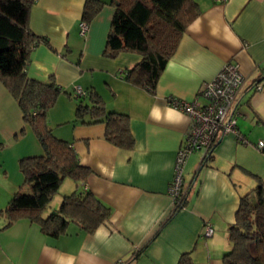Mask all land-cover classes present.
<instances>
[{"label": "crops", "instance_id": "crops-1", "mask_svg": "<svg viewBox=\"0 0 264 264\" xmlns=\"http://www.w3.org/2000/svg\"><path fill=\"white\" fill-rule=\"evenodd\" d=\"M85 1L33 2L29 27L48 41L31 47L26 75L40 81L53 75L68 91L74 85L93 87L107 109L129 115L134 144L131 149L119 147L104 137L103 122H81L75 115L76 100L61 92L47 111V122L90 172L79 187L64 178L52 204L76 188L88 190L109 207V216L93 232L71 222L59 236L45 234L27 218L4 227L0 216V264H177L184 252L194 264H223L230 246L228 226L240 197L256 184L247 174L257 169L262 173L258 161L264 163V153L255 147L262 139L254 133L259 124L248 128L264 123L259 108L264 101V0H195L199 13L182 33L154 93L124 78L138 54L103 56L114 12L111 0H101L80 33ZM226 62L237 63L244 76L236 100L238 116L249 118L251 109L252 123L238 118L236 123L249 142L232 133L219 135L212 158L203 164L201 151L195 150L183 169L190 185L186 201L173 212L168 185L192 120L168 98L198 97L203 102L199 91ZM255 83L261 88L255 89ZM40 152L16 99L0 80V209L22 184L19 159ZM206 225L213 229L210 236L203 234Z\"/></svg>", "mask_w": 264, "mask_h": 264}, {"label": "trees", "instance_id": "trees-1", "mask_svg": "<svg viewBox=\"0 0 264 264\" xmlns=\"http://www.w3.org/2000/svg\"><path fill=\"white\" fill-rule=\"evenodd\" d=\"M35 0H0V80L16 99L23 121L32 129L41 152L19 159L22 184L0 209L4 227L20 218L39 225L42 232L59 236L75 223L93 232L109 216L110 209L88 190L74 189L62 196L56 209L44 214L64 178L77 187L85 183L90 169L81 164L72 145L56 137L47 122V111L64 92L76 100L75 115L81 122L105 124L104 137L131 149L134 137L126 112L109 110L93 87L73 96L50 75L40 81L26 75L31 47L48 40L29 27V9ZM104 1L86 0L81 21L88 20ZM114 12L106 36L103 56L114 58L122 52L140 56L124 78L154 93L158 77L174 53L187 25L199 13L195 0H111ZM86 117V119H85ZM84 118V119H83ZM212 156L210 155L209 159ZM208 159V160H209ZM28 186L24 192L23 186ZM182 206L173 209L179 210ZM230 246L223 264H264V179L240 197L235 220L228 226ZM177 264H194L189 252Z\"/></svg>", "mask_w": 264, "mask_h": 264}, {"label": "built area", "instance_id": "built-area-1", "mask_svg": "<svg viewBox=\"0 0 264 264\" xmlns=\"http://www.w3.org/2000/svg\"><path fill=\"white\" fill-rule=\"evenodd\" d=\"M87 29L85 21L80 22V33ZM244 82L238 64L226 62L214 75L205 83L199 91L198 97L193 100H185L175 96L168 98V103L174 108L185 113L192 121L190 128L181 143L174 160L173 175L168 185V193L171 196L172 208L183 206L186 201L190 185L185 182L183 176L184 165L189 155L195 151H201L200 163L207 161L214 148L215 141L219 135L232 133L242 143H248V139L238 130L237 117V95ZM255 89L261 85L254 84ZM85 90L80 85H74L72 95L77 97L84 95ZM255 147L264 153V140L260 139ZM213 232L211 225H206L203 230L205 236Z\"/></svg>", "mask_w": 264, "mask_h": 264}, {"label": "rangeland", "instance_id": "rangeland-1", "mask_svg": "<svg viewBox=\"0 0 264 264\" xmlns=\"http://www.w3.org/2000/svg\"><path fill=\"white\" fill-rule=\"evenodd\" d=\"M259 108H261V111L264 112V101H261V105L259 106ZM248 110H249V113H247V115L249 114V118L248 117H243V116H238L237 117L238 120L240 121V123H242V121L243 122H246L247 121V123H250L251 122L250 118L253 115V112H252L251 109H248ZM255 124H259V126H258L259 128L256 127L254 129V133L260 135L261 138L264 139V123H260V122L253 123V124L249 125L248 128L251 129L252 127H255ZM192 154H196V151H193L189 156H191ZM262 159H264V158H262ZM258 163L260 164L259 166H261L260 168H261L262 173H260V170L257 169L259 172L258 171H255V172H253L251 174L250 173L247 174L248 175V178L251 177L254 180V182L256 183L255 185H253L252 190H253V188H255L258 185V181H259L260 178L264 179V163H261L259 161H258ZM65 181H70V180L69 179H65L64 182ZM62 185H63V183H62ZM22 190L24 192H27L28 191V186L27 185H24ZM2 194H3V192L0 191V198L2 197ZM52 203L53 202L51 201V203L48 204V206H47L46 209L53 208V206H56V208H57L58 205H59V201H58V203H54V204H52Z\"/></svg>", "mask_w": 264, "mask_h": 264}]
</instances>
